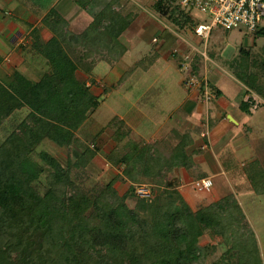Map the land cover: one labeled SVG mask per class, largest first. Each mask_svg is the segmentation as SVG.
I'll list each match as a JSON object with an SVG mask.
<instances>
[{
    "label": "trees",
    "instance_id": "obj_1",
    "mask_svg": "<svg viewBox=\"0 0 264 264\" xmlns=\"http://www.w3.org/2000/svg\"><path fill=\"white\" fill-rule=\"evenodd\" d=\"M126 1L112 0L88 9L90 0H73L92 13L81 30H72L62 14L50 9L40 23L51 37L42 42L38 29L31 30L32 47L41 51L48 69L37 80L15 69L0 82V124L14 111L27 109L0 142V264H263L255 233L233 193L199 203L192 210L170 181L156 187L169 171L184 168L191 173L193 164L187 152L191 138L185 132L172 129L171 135L178 139L174 143L167 139L166 143L128 141L117 145L109 160L123 166L121 174L93 193L77 182L80 170L96 152L76 134L100 104L87 79L97 61L116 64L127 51L121 36L134 18L124 12ZM172 1L175 5L168 9ZM153 9L168 14L181 28L197 25L178 0H156ZM252 32L264 36V25ZM238 55L251 57L249 48H241ZM245 62L233 57L226 65L264 97V81L259 75L250 73L251 79L246 81ZM196 64L191 63L189 72L198 74ZM262 65L264 68V60ZM204 83L200 91H207L208 86L209 93L220 95L213 83ZM251 102L254 98L248 97L240 107L245 109ZM128 135L126 128L113 136L119 143ZM96 138L94 135L90 141ZM44 139L67 149L65 162L40 149ZM76 147H82L81 151ZM206 176L201 171L192 178ZM41 177L43 191L37 187ZM116 180L129 182L123 194L115 189ZM142 181L154 183L147 197L135 192V184ZM128 199L134 200L132 207ZM206 234L221 238L223 249L215 258H211L215 245L200 243Z\"/></svg>",
    "mask_w": 264,
    "mask_h": 264
},
{
    "label": "rangeland",
    "instance_id": "obj_2",
    "mask_svg": "<svg viewBox=\"0 0 264 264\" xmlns=\"http://www.w3.org/2000/svg\"><path fill=\"white\" fill-rule=\"evenodd\" d=\"M18 1L22 3L23 0ZM53 1L25 0L24 2L27 8L36 13H39L38 10L44 12L49 8L58 11L57 8L61 7L62 10L65 6L62 5L64 0L51 6ZM94 1L93 8H97L112 0ZM155 1L127 0L124 12L129 14V17L132 15L135 20L138 12L141 14L145 11L144 14L148 16L147 21L153 19L152 23L156 22V25H144L146 33L143 37L149 39V36H153L150 38L154 41L153 38L157 36V42L137 39L133 33H136L135 30L140 31L141 28L138 29V26L132 22L129 31H125L127 34L121 37V41L127 46V51L122 58L112 65L97 61L87 79L92 91L99 95L100 104L94 112L88 114L76 134L81 143L85 141L89 148L95 149L96 152L80 170L76 180L84 191L93 193L94 189H101L113 176L121 174L123 166L114 165L109 160V153L115 150L117 145H124L128 141L140 144L153 141L166 143L167 139L171 140L170 143L176 142L178 139L171 135L170 129L162 130L160 134L163 135L156 139L154 135L159 133L160 127L164 126L165 116L181 109L188 111L187 104L194 101L192 99H196L195 104L201 102L204 108L199 115L191 114L186 119L192 125L186 124L188 128L184 129L188 135L194 133L200 135L195 138V140L198 139L196 142L192 140L187 149L193 164L191 173L189 174L184 168L174 169L161 176L156 187L162 188L167 181H170L192 210L198 209L199 203L215 201L233 193L255 233L264 264V176H260L264 173V97L255 94V90L249 88L248 83L241 81L243 76L238 74L235 68L231 69L226 65V60L233 57L236 61L245 60L247 66L242 71L246 74V81L251 79L248 77L250 73H256L264 81L262 65L264 36H255L254 32L247 31L243 26L232 29L217 26L211 30L205 40L196 36L192 27L176 26L171 18L167 17L168 14L161 15L155 12L153 9ZM90 3L91 0L86 6ZM174 5V1L168 2V9L173 8ZM73 7L79 16L76 17L74 14L68 16L70 28L81 30L89 24L92 13H89L88 9L83 10L76 3ZM183 10L187 12L186 9ZM190 14L195 25L207 24L211 19L209 13L195 8L190 10ZM5 16L11 18L12 14L5 9L0 11V20ZM139 19L143 20V18ZM30 20L39 21L40 18L36 16ZM6 23L0 22L4 25L1 30L9 35L12 24L8 20ZM261 24L264 25V20ZM41 28L44 26L41 25ZM136 34L138 35V32ZM16 37L13 39L14 42L17 40ZM25 41L26 39L22 40L20 46L13 49L14 45L10 39L7 40L0 34V52H8V58L4 61L6 65H0V82L15 70L13 65H17V70L31 80H37L41 73L48 69L46 59L38 53L37 55H32L30 51L22 53V46H28L22 43ZM241 48H249L251 57L245 58L238 55ZM30 49L33 51L32 48ZM210 53H213V56ZM198 55L202 57L201 60L197 57ZM185 56L188 58L185 59ZM254 59H256V65ZM193 61L197 63L198 74L189 72ZM206 80L207 83H213L220 89L219 97L209 93L208 86L207 91H200V86ZM248 97H253L255 102L252 103V101L249 108L244 106L245 109H242L240 106L245 104ZM187 98L190 101H187ZM195 104L191 108H195ZM26 113L27 109L21 108L0 124V142ZM229 113L237 121L230 119ZM223 114L226 116L220 121L219 115ZM126 128L129 135L119 143L115 142L113 135L116 131L126 130ZM94 135L97 138L92 143L90 140ZM202 139L205 140L204 143H201ZM41 148L62 163L67 158L68 151L65 147H59L47 139L42 141ZM75 149L81 151L82 147ZM113 157L114 159L117 157L116 153ZM200 170L212 179L210 191H199L191 184L194 180L192 176L194 173L201 172ZM43 178L41 177L37 184L40 191H43ZM139 184L150 187L154 183L142 181ZM128 186V181L114 182V187L119 194H123ZM127 204L132 207L134 200L128 199ZM220 242V237L212 238L209 234L200 240L201 244L215 245L216 252L211 258H215L222 251L223 244Z\"/></svg>",
    "mask_w": 264,
    "mask_h": 264
},
{
    "label": "crops",
    "instance_id": "obj_3",
    "mask_svg": "<svg viewBox=\"0 0 264 264\" xmlns=\"http://www.w3.org/2000/svg\"><path fill=\"white\" fill-rule=\"evenodd\" d=\"M25 0H23L22 1V3H21V1H18V0H0V11H3L4 9L5 10H7L8 12H11V14H12V17L10 18H8V17H4V19H2V20H0V22L1 23H4V24H7L6 22H7V20L12 24H10L11 26H10V30H12L11 31V33L8 35L7 34V32L6 33H4V32H2V28L4 27V25L3 24H0V34L1 35H4L5 37H6V39L7 40H9L10 39V42L12 43V45H14L12 48L14 49V48H18V46H20V42L22 41V40H24V39H26V43L25 42H22V43H24V45L25 44H27L28 46H29V48H28V46L27 47H25V46H22V53H24L25 51H30V53H32V55H37V53L42 57V58H44V56L41 54V51L40 50H38L37 51V49L34 47H32V44H33V41H34V37H32V35H31V30L33 29V28H37L38 29V35H39V38H40V40L42 41V42H45V41H47L50 37H51V32L47 29V28H41V23L39 22V21H32V20H30V19H34L36 16H38V18H40L41 19V17L47 12V11H49L50 10V8L48 9V10H44V12L42 11V10H38L39 11V13H36L34 10H31L30 8H27L26 7V4H25V2H24ZM59 1H62V0H54L52 3H51V6L53 5V4H58V2ZM100 1V0H99ZM95 1L93 0V3H94ZM93 3H91L87 8L88 9H90L91 8V6L93 5ZM74 2L72 1V0H64L63 1V3H62V5H65V6H63V8H62V10L60 9V8H57L58 9V11H59V9H60V13L68 20V16L69 15H71V14H74V15H76V17H78L79 15L76 13V9L73 7L74 6ZM50 6V7H51ZM55 6V5H54ZM53 6V7H54ZM84 10V9H83ZM144 12L145 11H143L141 14H139V12H138V14H137V16H136V19L135 20H133L132 22L133 23H135L137 26H138V29L139 28H141V30L140 31H138V30H135L136 31V33L138 32V35L134 32L133 34H134V36L135 37H137V39H145L144 37H143V35H144V33H146V31H144L145 30V27H144V25L146 26L147 24L149 25V24H153L152 22H153V19L151 20V21H147V15H145L144 14ZM42 14V15H41ZM73 17V16H72ZM139 18H143V20L142 19H139ZM149 19V18H148ZM73 20H74V18H73ZM69 21V20H68ZM143 23V24H142ZM154 24L156 25V22H154ZM153 24V25H154ZM142 25V26H141ZM6 26V25H5ZM8 26H9V23H8ZM2 27V28H1ZM146 29H147V27H146ZM44 31H46L45 32V34L43 33ZM125 31H129V27L125 30ZM125 31L123 32V34H122V36H125L127 33H125ZM132 32V31H131ZM47 33V34H46ZM132 34V35H133ZM16 35H17V37H16ZM130 35V34H129ZM121 36V37H122ZM14 37H16L17 38V40H15V42H14ZM151 36H149V39H145V40H147L148 42H157V36H155L154 38H156V41H152L151 40V38L153 37H151ZM30 43V44H29ZM127 47V46H126ZM11 48V49H12ZM30 48H32L33 49V51L30 49ZM21 51V50H20ZM8 58V52H0V65H2V64H5L6 65V63L4 62L5 61V59H7ZM12 65V64H11ZM16 66L17 65H13V68L14 69H17L16 68ZM9 67V66H8ZM7 67V68H8ZM219 97V96H218ZM217 97V98H218ZM244 98H245V96H244ZM190 99H192V98H190ZM189 99L187 98V101H188ZM192 100H196V99H192ZM190 101V100H189ZM194 101H190V103L189 104H187L188 105V107H187V110L188 111H185L184 109H181V111H174V112H171L168 116H165V118H164V122H163V124H164V126L163 127H160L159 128V133H157V134H155L154 135V137H155V139L156 138H158V136H161V135H163V134H160V132L163 130V131H166L167 129H170V130H172V129H175V130H178V131H180V132H184V129L185 128H188L187 127V125L189 126H191L192 124H190L189 123V121H187L186 119H188V117L192 114V115H194V116H197V115H199L200 114V112H201V110L204 108V104L203 103H201V102H196V104H195V102ZM197 101V100H196ZM191 102H193V103H191ZM183 103V102H182ZM185 104H186V101H185ZM195 104V108H191V107H193V105ZM182 105V104H181ZM181 106H179V108H180ZM177 112H179V113H177ZM201 116V115H200ZM224 116H226V114H223V115H219V119H220V121H222V120H224ZM228 117L230 118V119H234L235 121H237L236 120V118L233 116V115H231L230 113L228 114ZM232 117V118H231ZM181 124V125H180ZM187 124V125H186ZM196 128V127H195ZM169 130V131H170ZM162 131V132H163ZM161 132V133H162ZM190 135V134H189ZM191 135H193V137H191ZM190 135V138H191V142H192V140H194L195 142L198 140V139H196L195 140V138H197V136H200V135H197V134H191ZM204 141L205 140H201V143H204ZM209 146H210V144H209ZM225 180V179H224Z\"/></svg>",
    "mask_w": 264,
    "mask_h": 264
},
{
    "label": "built area",
    "instance_id": "obj_4",
    "mask_svg": "<svg viewBox=\"0 0 264 264\" xmlns=\"http://www.w3.org/2000/svg\"><path fill=\"white\" fill-rule=\"evenodd\" d=\"M178 4L187 11L195 8L209 13L210 22L199 23L193 29L196 36L205 40L214 27L232 29L243 26L252 32L264 20V0H178ZM191 184L199 191H210L213 183L212 179L206 176L194 179ZM135 192L141 197L150 195L149 186L144 184H138Z\"/></svg>",
    "mask_w": 264,
    "mask_h": 264
}]
</instances>
